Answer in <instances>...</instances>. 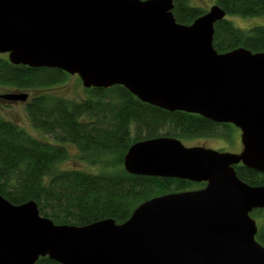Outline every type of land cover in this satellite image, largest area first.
<instances>
[{
	"label": "water",
	"instance_id": "1",
	"mask_svg": "<svg viewBox=\"0 0 264 264\" xmlns=\"http://www.w3.org/2000/svg\"><path fill=\"white\" fill-rule=\"evenodd\" d=\"M174 0H0V54L11 65L57 69L85 89L124 87L140 102L199 115L241 132L239 154L185 147L160 137L132 144L131 175L205 183L138 205L121 224L56 225L36 202L0 195V264H264L253 210L264 185L233 168L264 173V51L218 53L213 5L190 25L176 22ZM25 93L0 96L26 101Z\"/></svg>",
	"mask_w": 264,
	"mask_h": 264
},
{
	"label": "trees",
	"instance_id": "2",
	"mask_svg": "<svg viewBox=\"0 0 264 264\" xmlns=\"http://www.w3.org/2000/svg\"><path fill=\"white\" fill-rule=\"evenodd\" d=\"M215 5L226 16L264 17V0H216ZM205 12L188 0H174L172 14L179 24L190 25ZM226 16L214 24L216 52L238 48L252 53L264 51V26L238 29ZM3 57L1 85L40 89L59 84L68 76L57 69L11 65ZM85 91L88 97L80 101L43 94L26 105L30 124L58 144L38 139L0 117V195L13 205L36 202L40 215L56 225L83 227L104 219L121 224L146 200L202 186L179 179L128 174L123 159L132 144L160 137L183 143L188 139L225 137L223 132L230 136L233 132L231 127L199 115L168 112L142 103L122 86ZM65 143L74 145L78 155H70ZM73 158L99 166L98 172L60 167ZM234 170L241 181L256 187L264 185V176ZM251 214L262 217L264 209ZM256 241L264 247V226L259 228ZM36 264L57 263L43 257Z\"/></svg>",
	"mask_w": 264,
	"mask_h": 264
},
{
	"label": "rangeland",
	"instance_id": "3",
	"mask_svg": "<svg viewBox=\"0 0 264 264\" xmlns=\"http://www.w3.org/2000/svg\"><path fill=\"white\" fill-rule=\"evenodd\" d=\"M189 4L192 6H197L201 8L203 11L209 10L213 5L216 4V0H188ZM226 19L231 21L235 27L238 29L246 30L253 26H264V17L256 16V17H242L238 15H228ZM7 56L6 54H4ZM66 74V73H65ZM29 91H16L13 87L7 85L0 84V95L2 94H14V93H25L30 95L29 98L36 95H52L56 97H62L69 100L80 101L84 98L88 97V93L85 91V88L82 86L80 79L77 76H66L65 80L59 84H55L53 86L40 88V89H28ZM26 112L24 109V103L22 102H5L0 100V117L11 121L18 126L26 129L32 136L41 139L43 141L49 142L51 144H58L55 140L46 136L41 130L35 129L29 122V119L26 116ZM220 134V133H219ZM223 136L228 138V141H224L218 138H195L188 139L182 144L185 147H202L205 149L212 150H222L229 151L238 149L240 152L242 151V146L239 141V133L236 131L232 132L230 136H227L226 133H221ZM70 155L76 156L78 155V150L74 145L70 143H65ZM239 146V147H237ZM229 153V152H226ZM75 158V157H74ZM71 159L62 165L61 168H72V167H80L83 170H91L93 172H98L99 166H92L85 162H81L80 160ZM252 213V212H251ZM250 213L251 218L255 221L256 226L258 228L264 226V214L262 217H258Z\"/></svg>",
	"mask_w": 264,
	"mask_h": 264
},
{
	"label": "flooded vegetation",
	"instance_id": "4",
	"mask_svg": "<svg viewBox=\"0 0 264 264\" xmlns=\"http://www.w3.org/2000/svg\"><path fill=\"white\" fill-rule=\"evenodd\" d=\"M0 56H4L3 58H5V59H7V56H5L4 54H0ZM15 89V88H14ZM16 91H29V90H20V89H16ZM13 94V93H12ZM14 94H18V93H14ZM2 95H5V94H2ZM2 95H0V96H2ZM28 95V94H27ZM36 96H38V95H36ZM36 96H34L33 95V97H31V98H29L30 97V95H28V97H27V99H26V101H24V102H22V103H24V109H25V107H26V105H28L31 101H32V99L33 98H35ZM0 100L1 101H5V102H11V103H13V101H7V100H5V99H3V98H0ZM15 102H21V101H15ZM25 112H26V110H25ZM27 114V113H26ZM27 116V115H26ZM27 118H28V116H27ZM29 119V118H28ZM216 124V123H215ZM217 125H220V126H227V127H231L232 129H233V132L234 131H236L237 133H239V141H240V135H241V132H240V130L238 129V128H236L235 126H233L232 124H217ZM214 138H218V139H222V140H224V141H228V138H226V137H221V136H215ZM240 144H241V142H240ZM242 146V145H241ZM237 147H239V146H237ZM219 152L220 151H222L221 149L220 150H218ZM223 152H229V153H232V154H239L240 153V150H238V149H235V150H229V151H223ZM233 168L235 169H245L246 170V172H248V173H252V174H260V175H262V176H264V173H259V172H255V171H253V170H251V169H248V168H245V167H243L242 165H241V163H239V164H237V165H234L233 166ZM197 184H202V186L201 187H198L197 189H201V188H203L204 186H205V183H197ZM247 185H249V186H252V185H250V183H246ZM252 187H256V186H252ZM196 190V189H195ZM257 210H261V209H257ZM254 211V210H253ZM258 231H259V228L257 227V233H256V235L258 234ZM256 235H255V240H256ZM260 244V243H259Z\"/></svg>",
	"mask_w": 264,
	"mask_h": 264
}]
</instances>
